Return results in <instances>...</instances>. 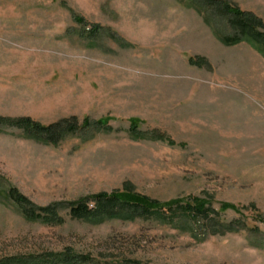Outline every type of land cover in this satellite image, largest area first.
I'll return each mask as SVG.
<instances>
[{
    "label": "rangeland",
    "instance_id": "obj_1",
    "mask_svg": "<svg viewBox=\"0 0 264 264\" xmlns=\"http://www.w3.org/2000/svg\"><path fill=\"white\" fill-rule=\"evenodd\" d=\"M221 1L264 32V0ZM234 33L190 0H0V120L77 124L48 144L0 123V262L264 264V51ZM114 193L196 198L215 222L71 217Z\"/></svg>",
    "mask_w": 264,
    "mask_h": 264
},
{
    "label": "trees",
    "instance_id": "obj_2",
    "mask_svg": "<svg viewBox=\"0 0 264 264\" xmlns=\"http://www.w3.org/2000/svg\"><path fill=\"white\" fill-rule=\"evenodd\" d=\"M190 2L195 8L200 9L205 14L208 13V9L215 7L228 17L235 33L231 37L222 38V42L225 45L248 41L258 50L264 51L263 23L254 15L242 12L221 0H190ZM76 20L81 23L80 19L76 18ZM0 123L21 128L27 137L48 144L58 143L65 136L74 133L77 129L76 122L70 124V122L61 121L56 124L42 126L29 118H19L16 120L1 119ZM95 125L100 126L102 123L98 121ZM89 127L90 124L87 121L83 122L82 128L87 129ZM131 127L134 131L137 128L135 124ZM153 137L160 140L165 139L161 134H155ZM165 141L167 140L165 139ZM5 195L10 201L21 207L26 220L41 221L50 225L61 223L56 206L37 208L22 196L17 195L13 190L7 191ZM93 200L95 201L93 208H90L86 201L71 204V217L77 220H94L98 222L109 218L121 220H133L136 217L148 218L151 216L165 218L167 217L166 215H169L167 218L170 220L179 217V215L190 220L200 218L211 222H215L216 218V213L209 206L207 207V202L196 198L188 202L175 200L169 203H158L132 193H114L111 195H101ZM230 207L223 205L222 209ZM68 259L71 260V258ZM0 264H30V261L24 258H8L0 262ZM38 264H54V262L41 261Z\"/></svg>",
    "mask_w": 264,
    "mask_h": 264
}]
</instances>
